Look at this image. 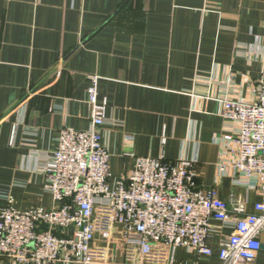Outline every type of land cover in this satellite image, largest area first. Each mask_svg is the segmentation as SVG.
Segmentation results:
<instances>
[{
  "label": "crops",
  "instance_id": "obj_1",
  "mask_svg": "<svg viewBox=\"0 0 264 264\" xmlns=\"http://www.w3.org/2000/svg\"><path fill=\"white\" fill-rule=\"evenodd\" d=\"M262 77L264 0H0V219L7 195L22 211L57 205L42 167L62 129H91L94 78L108 101L113 185L137 157L184 158L200 187L227 202L245 197L255 213L258 193L220 173L222 138L235 130L221 112L224 99L254 101ZM214 224L211 256L180 247L165 264H221L218 244L232 228ZM97 238L108 264H131L120 227L109 244ZM262 242L255 264H264Z\"/></svg>",
  "mask_w": 264,
  "mask_h": 264
},
{
  "label": "built area",
  "instance_id": "obj_2",
  "mask_svg": "<svg viewBox=\"0 0 264 264\" xmlns=\"http://www.w3.org/2000/svg\"><path fill=\"white\" fill-rule=\"evenodd\" d=\"M249 80L248 77L245 79ZM254 101H222L221 116L235 130L222 138L225 152L220 173L232 174L235 188L256 191L255 213L248 200L231 194L219 197L216 188L197 182L193 161L176 165L163 158L137 157L123 181L113 185L110 155L102 144L108 101L99 99L98 79L88 88L91 129L61 130L57 148L42 167L45 189L56 202L52 209L22 211L7 195L1 211L0 257L11 264H108L110 243L120 227L126 259L165 264L170 249L186 248L211 256L215 224L232 228L219 241L221 264H255L264 234V77ZM60 231L63 237L56 235Z\"/></svg>",
  "mask_w": 264,
  "mask_h": 264
},
{
  "label": "water",
  "instance_id": "obj_3",
  "mask_svg": "<svg viewBox=\"0 0 264 264\" xmlns=\"http://www.w3.org/2000/svg\"><path fill=\"white\" fill-rule=\"evenodd\" d=\"M263 248V247H262Z\"/></svg>",
  "mask_w": 264,
  "mask_h": 264
}]
</instances>
